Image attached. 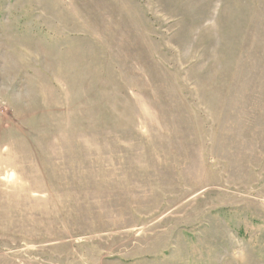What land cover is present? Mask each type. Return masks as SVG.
Wrapping results in <instances>:
<instances>
[{
  "label": "rangeland",
  "instance_id": "374dc122",
  "mask_svg": "<svg viewBox=\"0 0 264 264\" xmlns=\"http://www.w3.org/2000/svg\"><path fill=\"white\" fill-rule=\"evenodd\" d=\"M0 264H264V0H0Z\"/></svg>",
  "mask_w": 264,
  "mask_h": 264
}]
</instances>
